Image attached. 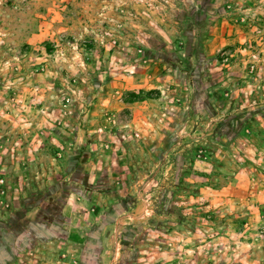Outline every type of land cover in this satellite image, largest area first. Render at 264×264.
I'll list each match as a JSON object with an SVG mask.
<instances>
[{"label": "rangeland", "instance_id": "1", "mask_svg": "<svg viewBox=\"0 0 264 264\" xmlns=\"http://www.w3.org/2000/svg\"><path fill=\"white\" fill-rule=\"evenodd\" d=\"M199 1L0 0V264L89 263L90 232L101 236L88 252L101 249L100 264H264V169L211 125L207 91L234 58L211 45L200 20L212 2ZM151 6L168 20L154 47L133 26ZM255 11L236 19L252 30L238 116L247 104L264 110V9ZM131 94L158 111L149 142L128 112L104 107ZM171 114L175 129L164 124ZM83 137L90 143L74 144ZM252 141L264 154V138Z\"/></svg>", "mask_w": 264, "mask_h": 264}, {"label": "crops", "instance_id": "2", "mask_svg": "<svg viewBox=\"0 0 264 264\" xmlns=\"http://www.w3.org/2000/svg\"><path fill=\"white\" fill-rule=\"evenodd\" d=\"M157 2L161 0H155ZM175 1H183V0H175ZM184 1H193V0H184ZM257 1V5H259L257 8L254 9L255 2ZM197 2V6L199 4V0H195ZM205 2V1H204ZM212 4H208V9H206L205 14L207 15V18L205 16H202V19L200 20V24L204 25L205 23L211 24V31L213 33V38L211 39V45H214L213 48L220 50L223 46H228L229 51H232V57L234 58L232 61V64H230L227 67L226 72L215 74V79L212 84V91L208 90L207 95H210L212 97L213 106H216V108H213L217 112L212 113L211 122H213L211 125L213 128L217 129V133L219 136H221L220 129L223 128V130L226 132H222V138L227 141H239L242 142L246 146V151L252 152L251 157H247L250 162H247V165L249 167L254 166H260L261 169H264V154L257 155L255 154V150H253L250 146L252 144L253 139H262L264 138V135H258L254 137V129L257 127V122L262 121L264 124V110H261L259 107H249V105H245L247 108L246 110L241 111L243 116H238L239 112L238 109L242 108L241 106H237V100H239L240 95H242L240 92L244 93L247 92L246 88L249 84V76L242 73L240 67V62L246 63L249 62L250 56L247 55V52L244 51L242 44H244L247 40V37L250 35L249 33L252 31L248 24L247 26L241 25L238 26L236 24V19L238 17H242L248 15L251 17L253 14H255V10L258 8L264 9V0H226L225 7L226 9L223 10L221 3H218V0H210ZM162 8V7H160ZM159 10V11H158ZM163 10V11H162ZM158 9L157 7L154 8L151 6L148 9H144V11H141V13H138L139 16H143V19L145 22L143 23L139 18L133 22V26L137 27L138 31H142L147 33V35L151 38L148 41V44L152 45L153 47L158 42L155 41L154 35L151 36L156 30H161L168 26V20H166V9ZM140 12V11H139ZM158 14H161V19L156 20V17ZM163 25V26H162ZM162 26V27H161ZM260 46L264 47V43L260 44ZM232 49V50H231ZM138 59L140 57L137 55ZM264 57V56H263ZM173 72V71H172ZM171 72V73H172ZM242 78V79H241ZM243 82L245 83V87L241 89H237L239 86V83ZM142 85H137L135 88L137 89V92H144ZM227 86V94L226 91L223 90V87ZM255 94V92L253 93ZM227 95L228 98L225 99L224 96ZM256 97V100L258 102H261L260 98H262V95L259 94ZM226 101L227 107L224 109L222 108L224 105V102ZM107 102H111L107 99ZM104 107L107 109L113 107L117 110L128 112V114L132 117V123H134L135 126H139L140 130L144 131L143 136L147 142L151 140V137H153L150 133V129H154V126L156 125L157 121L153 119V116L158 112L155 109V105L152 103V99L145 98L141 101H132V102H126L121 101L119 104H111L104 105ZM103 107V108H104ZM101 108V107H100ZM167 111H172L174 106H167ZM174 115L171 114L170 117L167 119V121H164V124H166V128H176L177 127V120ZM174 118V119H173ZM145 126V127H142ZM263 126V125H260ZM234 129V130H232ZM238 129L237 131H235ZM243 129V130H240ZM65 136H68L67 133H65ZM142 136V135H141ZM241 137V138H240ZM70 138V137H69ZM80 139V138H79ZM55 142L60 143L61 139L57 137L55 139ZM73 138L66 139L67 144L73 143ZM75 140V139H74ZM260 141V140H259ZM54 142V141H53ZM80 145H87V143H90L89 137H83L82 141L76 140L74 141V144L76 143ZM88 143V144H89ZM151 144V142H150ZM150 149V147H148ZM147 149V150H148ZM260 162V165H258ZM255 170V169H254ZM177 171H175L176 174ZM108 188V186H107ZM109 190V189H107ZM261 202H264V196L261 199ZM95 234L89 233L83 240V249L82 253H84V256H88L92 259L88 260L89 263H87V259H85L83 256V259H85V262L83 264H100L101 259L100 255L103 253L102 250H99L98 255L92 256L91 253L88 254V252L91 251V247H93V251H95V242L100 241L101 236H97L95 238ZM89 250V251H88ZM155 250V249H153ZM156 251V250H155ZM81 257V255H80ZM179 262H170L167 264H178ZM182 264V263H179Z\"/></svg>", "mask_w": 264, "mask_h": 264}, {"label": "trees", "instance_id": "3", "mask_svg": "<svg viewBox=\"0 0 264 264\" xmlns=\"http://www.w3.org/2000/svg\"><path fill=\"white\" fill-rule=\"evenodd\" d=\"M145 98H147V96L146 97H142V96H140V95H132L131 94V99H127L126 100V102H132V101H141V100H143V99H145Z\"/></svg>", "mask_w": 264, "mask_h": 264}, {"label": "built area", "instance_id": "4", "mask_svg": "<svg viewBox=\"0 0 264 264\" xmlns=\"http://www.w3.org/2000/svg\"><path fill=\"white\" fill-rule=\"evenodd\" d=\"M220 57H221L223 62H227V60H228V54L227 53L221 52ZM65 100L68 101V99H65Z\"/></svg>", "mask_w": 264, "mask_h": 264}]
</instances>
